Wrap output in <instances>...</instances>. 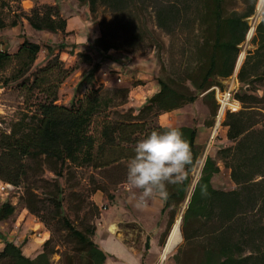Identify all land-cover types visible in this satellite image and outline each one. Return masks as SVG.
Returning a JSON list of instances; mask_svg holds the SVG:
<instances>
[{
	"label": "trees",
	"instance_id": "1",
	"mask_svg": "<svg viewBox=\"0 0 264 264\" xmlns=\"http://www.w3.org/2000/svg\"><path fill=\"white\" fill-rule=\"evenodd\" d=\"M76 1L86 6L92 17L99 7L113 13L133 9L140 16V28L146 31L142 19L145 11H150L156 29L173 40L183 41L184 47L178 53L180 59L173 57L170 67L166 66L162 56L164 43L155 29L147 31L156 49L159 87L136 113L131 108L116 109L127 102L130 89L97 86L96 74L101 63L94 64L88 52L79 51V61L92 65V69L83 73L69 104L56 103L60 81L48 84L44 98L35 104L31 123L20 120L9 132L0 131V181L23 188L24 207L43 223L50 235L33 258L26 256L21 246L5 240L0 249V264H54L55 255L59 256V264L105 263L107 254L92 239L96 225L82 220V227L78 228L66 213L64 201L75 200L76 213L87 206L89 214L97 219L100 211L95 203L87 202L90 195L127 180L120 173L114 176V171L134 157L138 141L152 131L169 128L158 123L161 114L201 98L209 113L206 124L214 123L218 104L211 88L221 85L220 79L233 73L258 0ZM23 18L34 31L62 33L65 37L70 34L68 19L56 4L35 5ZM11 25L16 27L18 20ZM3 27L0 22V28ZM251 39L256 48L249 51L238 73L239 81L249 88L255 81H264V10ZM67 47L65 40L43 47L24 36L15 53L0 49V70L12 59L20 58L21 65L12 79L22 78L20 85L28 86V79L23 77L43 48L51 58L40 68L41 76L35 73L29 86L39 88L46 83L47 73L59 65L55 52ZM90 47L108 53L112 46L104 36H99ZM69 73L65 71V76ZM251 76L254 80H249ZM249 88L236 93L242 108L227 112L223 122L232 145L221 147L215 157H205L193 185L192 172L201 155L196 143L197 126L176 127L190 144L193 162L186 169L187 179L182 184L167 185L169 195L164 199L163 212L169 209L170 215L164 237L177 210L186 203L180 224L183 239L173 254L174 264H264V108L262 98ZM217 160L229 170L235 188L224 190L214 186L213 178L220 172ZM87 169L100 174V180L91 178L85 196L75 188L80 185L79 174ZM48 171L53 178L45 177ZM66 183L71 189L68 196ZM14 209L10 203L1 204L0 221L8 219Z\"/></svg>",
	"mask_w": 264,
	"mask_h": 264
},
{
	"label": "rangeland",
	"instance_id": "2",
	"mask_svg": "<svg viewBox=\"0 0 264 264\" xmlns=\"http://www.w3.org/2000/svg\"><path fill=\"white\" fill-rule=\"evenodd\" d=\"M34 2L33 6L31 5L30 0L27 2H23V0H0V22L4 24L3 28H0V49L9 51L11 53H15L17 51L19 44L21 43L24 36H28L33 41L38 42L40 45L45 47L47 44H58L59 42L65 40V36L62 33H48L45 31H34L30 28L28 25V22L23 18V14L29 13L30 10L35 5H41L46 4L42 2L41 0H31ZM64 6H68V9H70L71 13H75L76 7L69 1L62 4ZM26 6V7H25ZM79 8L85 7L86 8V17H84L88 20V29L85 28V31H83L84 25L75 17V15L69 17V27L72 29L75 26V30L78 31L80 34H88L87 36L90 38L87 40V42L84 43V47L80 49V51L88 52L90 56H92L94 60V64L100 62L101 68L96 74V85H103L106 88H119L124 87L125 83L128 82L132 86H143L147 83V80H150V74H151V67H156L157 69V75L156 77H153L151 79V84L149 87H147L150 91L152 86L155 84L157 88L159 87L157 78H158V71L159 66L157 59L155 58V52L156 49L153 44H151L150 39L147 37V31L155 29L159 38L164 43V48L162 50V56L163 60L166 64V66L170 67L171 59L174 57L176 60H179V52L183 49V41L172 39L171 37L167 36L166 34L162 33L156 27L154 26V20L152 16L150 15V11H145V14L143 15L144 18L142 21H144L145 28H147V31L144 28H140V22L139 17L136 13L133 11V9L128 10L124 13H113L110 12L108 9L104 7H99L96 14L92 17L91 14L88 12V9L86 6L79 4ZM28 8V9H26ZM67 8V7H66ZM264 9V8H263ZM68 12V13H70ZM77 12V11H76ZM81 13V11H78ZM263 10L261 12H258L256 9V14L251 18H249L248 22L250 24V27L252 26V20H256V24L258 23V20L261 18ZM76 14V13H75ZM70 15V14H69ZM14 20H18V25L16 27H13L11 23ZM256 27V26H255ZM250 30V29H249ZM249 32V31H248ZM254 34V33H253ZM253 34L248 37V33L246 36V40L244 43L240 45V51L239 55L235 64V67L237 66L239 57L241 53L243 54V58L241 60L240 68L243 65L249 51L253 50L251 38ZM99 36H104V38L111 44V49L108 53L106 52H98L94 48L90 47L92 42ZM80 38V36H79ZM72 46V48H71ZM73 45H68L66 49L59 52L56 51L55 54H58V61L59 63L58 67L45 76L46 83L41 84L39 88H36L33 86L31 89L29 86H32L34 75L36 72L40 73V68L44 67L49 60L48 53L42 48L40 52L37 54V58L33 64V66L30 68V70L26 73V75L23 78L28 79V86L27 85H20V82L22 80H13L12 76L17 72L19 66L21 65V59L20 58H14L12 59L3 69L0 70V131H7L9 132L12 128V126L18 124L20 120H24L25 123H31L32 119L30 116L34 114L35 111V104L39 102L42 98H44V90L48 84L59 82V88H58V100L56 103L58 104H64L68 105L73 93L74 89L79 82V80L82 78V75L84 72H88L92 69V65H88L85 63H82L78 59V55L74 53ZM68 53V54H66ZM72 55H75L72 57ZM129 60L130 62H127ZM144 60L145 63L148 64H140L141 67L145 68L144 75H137L133 74L130 75L127 73L125 76L120 74L118 75L117 70V64L121 65L123 67L129 65V69L133 70L137 67L138 61ZM127 64V65H126ZM136 66V67H134ZM152 67V69H153ZM128 69V70H129ZM65 71H70L68 76H65ZM126 71V70H125ZM248 73L249 70L247 71ZM38 73V74H39ZM65 76V77H64ZM118 77H121L122 80L119 82ZM41 79V77H40ZM249 80H254V76L249 77ZM154 81V83H153ZM147 88H139V92L136 93H130L127 98V102L122 105L118 106L116 108L118 111L123 110L126 111L127 109H133L136 113L150 98V93L148 92L147 95L143 92H147ZM252 88V89H251ZM250 92L258 95L262 98V104L264 108V81H255L254 83L250 84ZM243 90V89H242ZM153 94V93H152ZM182 111L185 112L188 116H192L193 122L192 125L195 124L196 126L201 123L206 122L205 120L208 118V109L201 98H199L195 103L184 105L182 108ZM196 116V118L194 117ZM159 123V118H158ZM160 124V123H159ZM218 139H221L218 137ZM208 143L204 145H199L201 149V155L199 156L198 162L195 166L194 171L192 172V185L194 182L198 179L200 171L198 176L196 177V173L199 170H201L200 164L204 162V159L208 154ZM232 143L228 140L226 143L217 142L212 145L211 148H209V153L213 152L214 157L216 156L217 151L221 147L230 146ZM211 150V151H210ZM218 164L220 165V172L215 175L213 178V184L216 188L224 189V190H230L231 188H235V184L232 182L229 170L225 167L222 161L217 160ZM127 165L128 162L125 163L122 168H120L118 171H114V176H123L125 175L127 177ZM120 173V175H119ZM100 174H97L96 171L92 170H85L84 172L79 174L78 181L80 182L79 187H76L75 190H78L79 192L83 193L85 196H87V191L90 189V180L91 178H95L96 180H100L99 178ZM46 178H53V174L49 171L45 173ZM62 183H64V178L60 180ZM111 187V186H110ZM16 190L14 192H11L9 195L5 196L3 194H0L1 197L4 198L3 202L6 203H14V207L16 210L21 211L24 207L23 202L21 201V196L23 192V188ZM71 189L67 187L66 183V196H68ZM75 200L67 198L64 201L65 205V211L66 213L71 217V220L74 221V224L81 228L82 225L80 221L84 220L83 222H89L91 224L96 223V218H93L91 214H89V209L84 208V210L76 213V203H74ZM87 202L94 203L92 196L90 195ZM185 204H181L179 209L177 210V215L175 218L178 219V217H182V214L185 209ZM89 206V205H88ZM86 214V216H85ZM85 218H84V217ZM108 215H106L107 217ZM39 222V219L35 216L31 217V221ZM174 221V222H175ZM16 218L14 217L12 219V223L15 224ZM43 225V223H41ZM44 226V225H43ZM34 226L33 224L29 225L28 229V238L37 239L34 236L32 229ZM45 229H47L44 226ZM36 230H41L40 228ZM50 236V235H49ZM45 242V241H44ZM43 242V243H44ZM182 242V240H180ZM180 242L173 248V250L169 253V255L166 256V258L161 259L159 258L158 262L156 264H174L173 261V254L176 251L177 246L180 244ZM42 243V245H43ZM41 245V247H42ZM3 245L0 244V249H2ZM54 264H59V256H54Z\"/></svg>",
	"mask_w": 264,
	"mask_h": 264
},
{
	"label": "crops",
	"instance_id": "3",
	"mask_svg": "<svg viewBox=\"0 0 264 264\" xmlns=\"http://www.w3.org/2000/svg\"><path fill=\"white\" fill-rule=\"evenodd\" d=\"M29 0H23L27 2ZM42 2L49 5H57L59 7L61 15L66 17L69 20V17L75 15V17L84 25L83 31L88 29V20L86 19V8H79V4L76 0H41ZM71 2L75 7V13H71L68 6L62 4ZM33 6L34 2L31 1ZM26 7V6H25ZM67 7V8H66ZM28 9V8H26ZM77 11V12H76ZM78 11H81L79 13ZM70 12V13H68ZM70 14V15H69ZM84 17L85 20H84ZM261 19V18H260ZM260 20H258L259 22ZM69 25V22H68ZM256 26V25H255ZM67 31L70 33L65 37V42L68 45H73L75 55L83 48L84 43L90 39L88 34H80L75 30V26L71 29L67 27ZM80 36V38H79ZM253 50H255V45L252 44ZM72 48V46H71ZM68 54V53H66ZM75 55H72L74 57ZM244 57V56H243ZM242 57V58H243ZM127 62H130L127 60ZM146 61L141 60L136 62L137 67L133 70L129 69L131 66L123 67L117 64L118 75H130L139 74L144 75L145 68L141 67L140 64H148ZM239 63V70H240ZM153 67V66H152ZM151 67V79L156 77L157 69L156 67ZM129 69V70H128ZM126 70V71H125ZM151 79L147 80V83L143 86H132L126 82L124 87L130 89V93H136L141 91L139 88H147L151 84ZM226 79V78H225ZM225 79H220V82L225 81ZM122 80V78H121ZM154 83V81H153ZM158 90L157 86L154 84L152 88H147V93L149 92L152 96ZM142 92V91H141ZM153 93V94H152ZM196 118V116H194ZM193 118L188 116L181 109L173 110L171 112L163 113L159 116V123L162 126L166 127H178L182 125H192ZM212 125H205L204 123L199 122L197 125V135L196 143L198 145H206L210 138ZM220 137L221 139H218ZM217 142L226 143L227 139V126L222 125L217 133L216 138L208 146L209 156L214 157V153H209V148L214 146ZM211 151V150H210ZM220 166V165H219ZM135 191L139 195V190L130 189L127 180L112 185L108 187V190H96L92 199L95 205L99 208V217L95 223V230L92 236V239L100 246L101 249L107 254V259L104 264H156L163 252L164 248L172 226L167 235L164 237L166 227L169 220V209L163 212L164 199L156 196L147 200L146 204L137 207L135 201H130V196L132 192ZM4 198L0 196V205L5 203L3 202ZM14 205V203H12ZM106 215H108L106 217ZM32 215L25 207L18 212L16 208L14 209L13 214L5 220L0 221V244H4L5 240L12 241L16 245L21 246L23 253L29 257H35L41 249L42 243L49 238V231L44 228V226L39 222L31 221ZM16 218L15 224L12 223V219ZM33 224L34 230L40 228L43 231L42 239H32L28 238V229L29 225ZM164 239V243H161ZM182 235L181 239L182 240ZM180 242V241H179ZM178 242V243H179Z\"/></svg>",
	"mask_w": 264,
	"mask_h": 264
},
{
	"label": "clouds",
	"instance_id": "4",
	"mask_svg": "<svg viewBox=\"0 0 264 264\" xmlns=\"http://www.w3.org/2000/svg\"><path fill=\"white\" fill-rule=\"evenodd\" d=\"M134 152L127 165V184L130 189L139 190V195L133 191L130 196L137 207L156 196L167 199V185L182 184L187 179L186 169L193 162L190 144L176 127L152 131L137 142Z\"/></svg>",
	"mask_w": 264,
	"mask_h": 264
},
{
	"label": "built area",
	"instance_id": "5",
	"mask_svg": "<svg viewBox=\"0 0 264 264\" xmlns=\"http://www.w3.org/2000/svg\"><path fill=\"white\" fill-rule=\"evenodd\" d=\"M252 19V17H251ZM252 26L250 28L253 29L252 34L255 31L256 20H252ZM251 34V35H252ZM244 54V53H243ZM239 73V64L235 67L233 73L225 79V81L221 82V85H215L211 88L214 91L215 100L218 104L217 113L215 115L214 125L211 130L210 138L208 140V145L216 138L219 128L224 125V119L227 112H236L242 108V103L236 98V93L240 89H247L249 88L248 84H243L239 81L238 78ZM118 81H121V77H118ZM202 166V162L200 167ZM199 174V169L196 173V177ZM21 189L20 186H16L4 181H0V194L5 196L9 195L11 192ZM34 236L37 239L43 238V231L35 230L33 231Z\"/></svg>",
	"mask_w": 264,
	"mask_h": 264
},
{
	"label": "bare ground",
	"instance_id": "6",
	"mask_svg": "<svg viewBox=\"0 0 264 264\" xmlns=\"http://www.w3.org/2000/svg\"><path fill=\"white\" fill-rule=\"evenodd\" d=\"M264 8V0H258L257 2V11L261 12ZM253 32V29L250 28L249 33H248V37L251 36ZM243 57V53H241L239 60H238V64L241 62ZM180 219L178 217V219H176V221L173 224V228H172V232L171 235L167 241V243L165 244L164 248H162L163 252L161 253L160 258L161 259H165L167 255H169V253L173 250V248L178 244V242L181 239V231H180Z\"/></svg>",
	"mask_w": 264,
	"mask_h": 264
},
{
	"label": "water",
	"instance_id": "7",
	"mask_svg": "<svg viewBox=\"0 0 264 264\" xmlns=\"http://www.w3.org/2000/svg\"><path fill=\"white\" fill-rule=\"evenodd\" d=\"M257 2H258V1H257ZM256 9H257V5H256ZM248 33H249V32H248ZM186 202H187V201H186ZM179 219H180V224H181V222H182V220H181L182 217H180ZM172 228H173V226H172ZM171 232H172V229H171V231H170V234H169V236H168V239H169V237H170V235H171ZM167 241H168V240H167ZM166 243H167V242H166Z\"/></svg>",
	"mask_w": 264,
	"mask_h": 264
}]
</instances>
